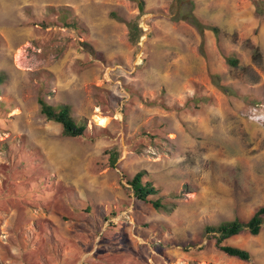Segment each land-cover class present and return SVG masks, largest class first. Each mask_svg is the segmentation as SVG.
<instances>
[{"label": "rangeland", "instance_id": "374dc122", "mask_svg": "<svg viewBox=\"0 0 264 264\" xmlns=\"http://www.w3.org/2000/svg\"><path fill=\"white\" fill-rule=\"evenodd\" d=\"M144 1L138 16L130 0H0V264H247L202 234L264 204V17L250 0H192L219 31L205 30L200 50L196 30L171 21L174 0ZM50 8L80 30L50 24ZM110 12L139 18L138 47ZM39 96L68 105L85 136L64 137ZM114 145L111 169L103 151ZM141 170L172 211L129 194ZM227 242L264 264V230Z\"/></svg>", "mask_w": 264, "mask_h": 264}, {"label": "trees", "instance_id": "16d2710c", "mask_svg": "<svg viewBox=\"0 0 264 264\" xmlns=\"http://www.w3.org/2000/svg\"><path fill=\"white\" fill-rule=\"evenodd\" d=\"M135 2L139 11L138 16L144 15L145 12V1L144 0H130ZM189 0H174L171 4V21L173 23L177 22H185L192 26L196 32L201 37L200 50L203 47V32L205 30H210L217 37L219 35V31L215 26H208L203 24L198 18L193 14V2L189 1L190 9L187 13H182L178 10V6L183 4L184 2ZM253 7L254 13L256 16L263 18L264 17V0H250ZM48 13H52L56 15L55 22H51L50 24H61L66 28H70L74 31H79V26L76 22V19L71 16L69 10L59 9L57 12H54V9H48ZM109 16L116 20L117 22L125 24L127 28V40L128 42L134 46L138 47L141 38L145 34V31L141 27V23L139 22V18L136 19H124L119 16L116 12H110ZM46 24L43 23L42 26ZM82 50L90 56L94 60H103V56L100 52H97L93 49V47L89 43H80ZM228 63L232 66H236L238 61L235 58H230L227 60ZM210 79L214 86L217 88L227 91L228 87H224L220 84V79L216 75H210ZM4 81V77L0 75V84ZM201 96H196L192 99V107L198 108L200 104ZM37 104L39 108V113L48 121H52L61 127V133L66 138L77 139L83 138L85 136V126L81 123H78L75 118L72 116L71 109L68 105H60V106H52L48 104L44 98L39 96L37 98ZM191 105V103H190ZM141 140L146 142H151L154 137L152 135H148L145 133L140 134ZM128 148L129 143H127ZM12 148H15V145H12ZM132 151L138 152V150L131 148ZM16 152V151H15ZM35 152V151H33ZM19 152L15 153V156L18 155ZM103 154L106 158L107 165L114 169L116 162L121 157V149L119 146L114 145L106 148L103 151ZM31 155V151L23 152V155H18L23 158H27ZM22 162H25L23 160ZM126 184L128 185L127 191L129 194L137 201L141 203H145L150 205L155 211L162 212H170L172 211L171 207H168L167 204L163 201L160 196V189L151 181L144 170H141L135 173L132 178L126 180ZM116 213L112 212L107 217H114ZM264 230V204L257 208L251 216L247 219L234 218L230 221H224L216 225H208L203 229L202 237L207 239V241L212 242L213 246L216 250L221 252L223 255L236 259L240 262L247 264H256L252 260V256L250 252L245 249L238 248L234 245L229 244L227 241L232 237L239 235H250L257 236Z\"/></svg>", "mask_w": 264, "mask_h": 264}]
</instances>
